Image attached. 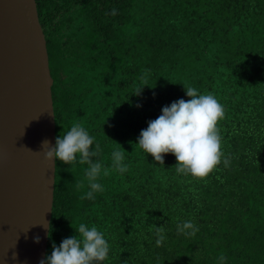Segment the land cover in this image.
Listing matches in <instances>:
<instances>
[{
    "label": "trees",
    "instance_id": "1",
    "mask_svg": "<svg viewBox=\"0 0 264 264\" xmlns=\"http://www.w3.org/2000/svg\"><path fill=\"white\" fill-rule=\"evenodd\" d=\"M36 2L56 137L78 123L95 138L104 189L81 199L89 166L79 154L70 165L56 161L46 254L84 223L109 243L99 264H264V0ZM184 85L225 110L217 126L229 163L222 158L203 179L177 173L171 153L159 164L136 145L164 106L190 99ZM115 150L123 174L112 166ZM189 220L195 235L178 233Z\"/></svg>",
    "mask_w": 264,
    "mask_h": 264
},
{
    "label": "water",
    "instance_id": "2",
    "mask_svg": "<svg viewBox=\"0 0 264 264\" xmlns=\"http://www.w3.org/2000/svg\"><path fill=\"white\" fill-rule=\"evenodd\" d=\"M52 85L36 0H0V264H39L47 252L56 163L41 144L56 139Z\"/></svg>",
    "mask_w": 264,
    "mask_h": 264
},
{
    "label": "clouds",
    "instance_id": "3",
    "mask_svg": "<svg viewBox=\"0 0 264 264\" xmlns=\"http://www.w3.org/2000/svg\"><path fill=\"white\" fill-rule=\"evenodd\" d=\"M110 14L116 15V10L113 9ZM184 88L190 99H179L164 106L161 115L148 121V127L141 130L136 145L159 164H164V156L171 153L177 161V173L203 179L222 162V158L225 166L229 163L224 158L217 126L224 118L225 110L214 95L198 94V90L190 86L184 85ZM94 139L82 125L76 123L62 136L58 135L54 145L48 140L41 144L44 158L51 161L54 167L57 160L70 165L77 160V154L79 163L89 166L85 175L90 190L81 199H95L94 193L104 190L97 182L103 165L93 159L101 151L99 144L92 147ZM124 159L122 151H113L112 166L121 174L128 171ZM103 174L107 176L108 170L104 169ZM75 231L76 235L64 238L59 246L53 243L51 254H46L39 264H99L108 258L109 243L96 226L89 228L81 223ZM177 231L193 236L198 228L189 220L179 223ZM156 233V244L159 246L165 239L163 226L156 227ZM34 242L39 243L40 237H34ZM219 260H224L223 255Z\"/></svg>",
    "mask_w": 264,
    "mask_h": 264
}]
</instances>
